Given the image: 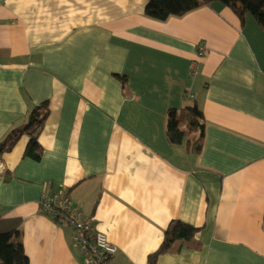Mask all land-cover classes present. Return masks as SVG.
Listing matches in <instances>:
<instances>
[{
	"label": "crops",
	"instance_id": "1",
	"mask_svg": "<svg viewBox=\"0 0 264 264\" xmlns=\"http://www.w3.org/2000/svg\"><path fill=\"white\" fill-rule=\"evenodd\" d=\"M148 1L0 0V143L49 101L41 160L28 135L0 159V234L22 230L30 264H91L44 192L94 220L113 264H147L174 220L202 248L158 264H264V29L220 3L159 21ZM191 100L199 155L167 138Z\"/></svg>",
	"mask_w": 264,
	"mask_h": 264
},
{
	"label": "trees",
	"instance_id": "2",
	"mask_svg": "<svg viewBox=\"0 0 264 264\" xmlns=\"http://www.w3.org/2000/svg\"><path fill=\"white\" fill-rule=\"evenodd\" d=\"M220 3L229 7L244 22L245 16L250 14L258 25L264 29V0H149L145 14L159 21H166L172 17H183L203 6ZM49 117V101L32 110L24 123L8 135L0 143V159L10 153L20 141L28 135L30 140L25 150V156L40 161L43 147L36 136L43 128ZM206 120L203 111L195 103L180 110L168 112L167 138L173 145H181L185 140L188 150L194 155L203 151L205 140ZM199 229L181 221H172L164 231V239L159 249L148 257L147 264H158L161 256L168 254L178 242L195 244L200 250L202 244L196 241ZM0 264H30L25 252L24 234L22 230L0 234Z\"/></svg>",
	"mask_w": 264,
	"mask_h": 264
},
{
	"label": "built area",
	"instance_id": "3",
	"mask_svg": "<svg viewBox=\"0 0 264 264\" xmlns=\"http://www.w3.org/2000/svg\"><path fill=\"white\" fill-rule=\"evenodd\" d=\"M200 56L204 47L200 49ZM1 166V164H0ZM43 213L57 223L65 224L74 230V242L82 246L91 264H113L112 257L117 249L109 243L107 235L98 232L93 219L87 218L75 207L72 199L66 193H43L40 202Z\"/></svg>",
	"mask_w": 264,
	"mask_h": 264
},
{
	"label": "rangeland",
	"instance_id": "4",
	"mask_svg": "<svg viewBox=\"0 0 264 264\" xmlns=\"http://www.w3.org/2000/svg\"><path fill=\"white\" fill-rule=\"evenodd\" d=\"M193 104H194L193 100L189 101V105H193ZM1 234H5V233H1Z\"/></svg>",
	"mask_w": 264,
	"mask_h": 264
}]
</instances>
